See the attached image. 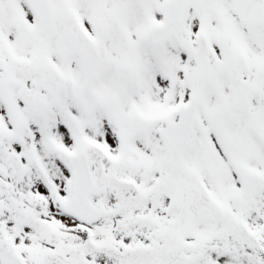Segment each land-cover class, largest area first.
<instances>
[{
    "label": "snow or ice",
    "instance_id": "obj_1",
    "mask_svg": "<svg viewBox=\"0 0 264 264\" xmlns=\"http://www.w3.org/2000/svg\"><path fill=\"white\" fill-rule=\"evenodd\" d=\"M0 264H264V0H0Z\"/></svg>",
    "mask_w": 264,
    "mask_h": 264
}]
</instances>
